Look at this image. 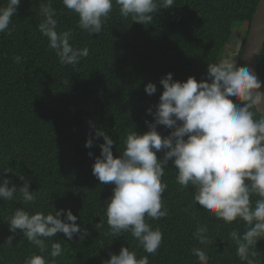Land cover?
I'll return each instance as SVG.
<instances>
[{
    "label": "trees",
    "instance_id": "16d2710c",
    "mask_svg": "<svg viewBox=\"0 0 264 264\" xmlns=\"http://www.w3.org/2000/svg\"><path fill=\"white\" fill-rule=\"evenodd\" d=\"M259 1L174 0L172 8L159 10L146 25L122 17L113 2L102 32L91 35L78 27L77 15L61 0H51L57 31L71 30L70 43L89 49V55L73 67L59 63L47 38L38 31L39 5L49 0H21L10 33H0V177L11 181L9 187L20 188L23 176L37 199L35 204H24L16 193L12 201L0 200V264H25L34 253L41 254L19 230L15 234L8 230V218L21 207L30 214L45 215L71 210L78 217L76 223L87 230L82 241L78 235L67 240L62 233L46 241L49 250L55 240L62 245L63 255L56 258V264H102L109 253L118 255L121 247L135 251L137 258L147 255L149 264H199L192 248L204 247L193 238L201 225L207 227L210 240L205 248L208 264H242L230 233H243L244 223L226 224L207 215L194 203V189H181L176 182L171 161L162 177L167 184L162 202L168 215L146 218L162 233L156 254L146 253L128 232L112 236L104 208L112 185L101 184L92 166L103 143L102 138H95L96 129L112 137L114 157L121 154L129 132L142 135L148 131L145 121L153 120L146 110L155 111L163 91L159 81L167 74L174 81L193 77L200 82L206 78L207 64L221 62L234 50L230 46L234 36L240 39L233 56L240 67L241 49ZM6 4L7 0H0V7ZM17 56L19 63L14 61ZM257 74L264 81V45ZM150 82L157 87L152 96L144 92ZM157 131L163 137L171 130L157 126ZM89 138L93 146L85 148ZM156 155L159 160L163 153ZM100 221L103 228L97 230ZM9 236H13L12 247L4 244ZM255 250L256 259L264 264V240L258 241Z\"/></svg>",
    "mask_w": 264,
    "mask_h": 264
},
{
    "label": "clouds",
    "instance_id": "9594fccd",
    "mask_svg": "<svg viewBox=\"0 0 264 264\" xmlns=\"http://www.w3.org/2000/svg\"><path fill=\"white\" fill-rule=\"evenodd\" d=\"M21 0H7L0 7V33H10V24L16 16ZM63 6L78 17V27L89 34H100L109 18L113 2L119 6L120 15L132 22L146 25L154 20V14L169 9L174 0H61ZM42 22L38 31L48 40V47L59 58L61 65L73 67L89 55V49L76 48L71 43L72 33L57 31L56 10L51 5L40 4ZM242 50V49H241ZM21 57H14L19 63ZM163 91L155 111L146 114L153 122L145 121L148 131L138 135L127 134L119 156L113 155L114 141L105 131L96 129L95 138H102L100 155L95 158L92 174L104 185H112V196L105 208L110 234L119 237L128 232L139 246L155 255L162 242L159 228L153 229L146 218L158 220L167 217L162 194L167 184L162 182L169 161L176 170V182L181 189L191 186L196 205L217 220L226 224L244 223L243 233L233 230L230 239L236 245V255L242 264H260L255 250L258 241L264 240V81L250 68L238 67L235 62L222 61L207 64L206 78L197 82L189 77L186 82L174 81L167 74L159 81ZM144 92L152 96L157 92L148 83ZM157 126L171 130L161 136ZM94 127V126H93ZM93 139L84 147L91 148ZM163 153L158 160L156 153ZM91 157L93 154L88 152ZM10 172L9 169H2ZM23 186L9 187L10 180L0 177V200L12 201L15 194L24 204H35L36 191H29L30 182L23 176ZM253 197L255 200L253 201ZM63 215L64 219L61 220ZM78 217L71 210L60 209L47 215L30 214L17 208L8 218V230H17L39 250L25 264H56L63 255L59 241L49 246L47 240L62 233L67 240L78 235L82 241L88 236L86 229L77 223ZM103 222L95 225L102 229ZM193 238L204 247L192 248L199 264H208L205 248L209 245L208 229L198 226ZM13 236L4 242L12 247ZM45 253L50 259L45 258ZM102 264H149L148 256L137 258L135 251L121 247L119 254L109 253Z\"/></svg>",
    "mask_w": 264,
    "mask_h": 264
},
{
    "label": "water",
    "instance_id": "95a60500",
    "mask_svg": "<svg viewBox=\"0 0 264 264\" xmlns=\"http://www.w3.org/2000/svg\"><path fill=\"white\" fill-rule=\"evenodd\" d=\"M250 23L249 32L241 50L240 67H248L257 74V61L264 45V0H260ZM259 78V77H258ZM264 92V87L261 88ZM264 115V111L260 113Z\"/></svg>",
    "mask_w": 264,
    "mask_h": 264
},
{
    "label": "rangeland",
    "instance_id": "374dc122",
    "mask_svg": "<svg viewBox=\"0 0 264 264\" xmlns=\"http://www.w3.org/2000/svg\"><path fill=\"white\" fill-rule=\"evenodd\" d=\"M237 33L239 34L240 32L237 31ZM239 42H240V39H239L238 37L234 36V37L232 38V42H231V45H230V46L233 47L235 51L232 50V52H229V53H230L229 55L226 54V55L223 57L222 61L235 62L233 56L236 54L237 49L239 48ZM227 48L229 49V47H227ZM222 61H221V62H222ZM235 63H236V62H235Z\"/></svg>",
    "mask_w": 264,
    "mask_h": 264
}]
</instances>
